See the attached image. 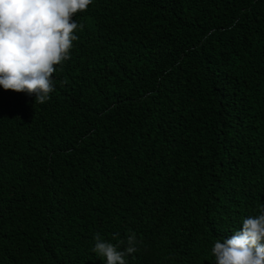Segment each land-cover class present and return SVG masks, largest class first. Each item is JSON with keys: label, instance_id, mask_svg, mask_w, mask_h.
Wrapping results in <instances>:
<instances>
[{"label": "trees", "instance_id": "1", "mask_svg": "<svg viewBox=\"0 0 264 264\" xmlns=\"http://www.w3.org/2000/svg\"><path fill=\"white\" fill-rule=\"evenodd\" d=\"M72 20L49 100L0 85V264H107L97 233L118 251L135 233L126 264H215L264 209V0Z\"/></svg>", "mask_w": 264, "mask_h": 264}, {"label": "clouds", "instance_id": "2", "mask_svg": "<svg viewBox=\"0 0 264 264\" xmlns=\"http://www.w3.org/2000/svg\"><path fill=\"white\" fill-rule=\"evenodd\" d=\"M92 0H0V85L35 95V104L50 99L55 65L69 58L77 23L72 16ZM83 26L81 25V28ZM119 233L113 234V239ZM92 249L107 264H126L138 251L135 233L127 246L106 242L99 233ZM215 264H264V209L243 219L242 228L212 248Z\"/></svg>", "mask_w": 264, "mask_h": 264}]
</instances>
